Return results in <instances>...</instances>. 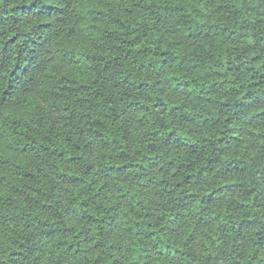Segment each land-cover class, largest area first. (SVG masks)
Returning <instances> with one entry per match:
<instances>
[{"label": "trees", "instance_id": "16d2710c", "mask_svg": "<svg viewBox=\"0 0 264 264\" xmlns=\"http://www.w3.org/2000/svg\"><path fill=\"white\" fill-rule=\"evenodd\" d=\"M0 264H264V0H0Z\"/></svg>", "mask_w": 264, "mask_h": 264}]
</instances>
